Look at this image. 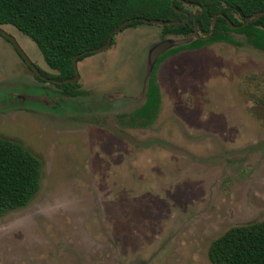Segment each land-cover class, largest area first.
I'll return each mask as SVG.
<instances>
[{"label":"rangeland","instance_id":"rangeland-1","mask_svg":"<svg viewBox=\"0 0 264 264\" xmlns=\"http://www.w3.org/2000/svg\"><path fill=\"white\" fill-rule=\"evenodd\" d=\"M1 26L56 73L31 38ZM229 35L236 43L160 62L153 118L136 115L152 51L188 37L154 23L117 32L77 63L83 93L68 98L0 36V137L42 162L37 194L0 216V264H212L229 227L264 220V51Z\"/></svg>","mask_w":264,"mask_h":264},{"label":"trees","instance_id":"trees-1","mask_svg":"<svg viewBox=\"0 0 264 264\" xmlns=\"http://www.w3.org/2000/svg\"><path fill=\"white\" fill-rule=\"evenodd\" d=\"M142 19L168 22L158 24L162 36L188 37L195 26L198 36L158 57L137 117L153 118L156 113L159 90L155 70L166 56L214 42L236 43L230 32L243 34L264 51V0H0V25H12L31 38L46 64L57 71L49 76L61 81L76 74V55L77 60L91 55L123 22L131 20L119 31L146 24ZM60 86L66 94L80 93L76 82ZM41 167L40 158L21 143L0 137V216L24 207L37 194ZM208 258L212 264H264V220L229 227L210 244Z\"/></svg>","mask_w":264,"mask_h":264},{"label":"water","instance_id":"water-1","mask_svg":"<svg viewBox=\"0 0 264 264\" xmlns=\"http://www.w3.org/2000/svg\"><path fill=\"white\" fill-rule=\"evenodd\" d=\"M197 14V12H196ZM260 15V13L256 14L254 17H251V18H247L245 20V22L243 24H246L250 21H252L253 19L257 18L258 16ZM216 18L217 16H214L213 17V21H212V26H211V29L214 30L215 28V23H216ZM131 20H126L125 22H123L119 27H117L113 32H111L107 42L105 44H103L102 46L94 49L93 52H98V51H103V50H106L107 48H109L110 44H111V40L114 36V34L116 32H118L119 30H121V28H123L126 24H128ZM143 22L145 23H155V24H166L168 22H165V21H159V20H148V19H142ZM231 27H233L232 24H229ZM0 34H3L5 37H7L8 39H10L14 45L16 46L17 50L19 51V53L21 54V56L24 58V60L26 61V63L35 71V73L39 76H42L39 69L37 68V66L29 59V57L26 55V53L23 51V49H21V47L18 45V43L16 42L14 36H12L11 34L7 33L3 28L2 26L0 25ZM198 36V31H197V28L195 26V30L193 32L192 35L188 36V40L185 42V43H181V44H178L177 46L179 45H182V44H186V43H189L190 41L193 40V38H196ZM168 42H162L161 44H159L153 51H152V54H151V58L153 60V63L155 65L158 57L163 54L165 51L169 50L171 48V46ZM176 47V46H175ZM173 48V47H172ZM77 58H78V55H76L74 58H73V65L74 67L76 68L77 67ZM154 67V66H153ZM79 79V75L76 74L74 77L72 78H68V79H65L64 81L65 82H69V83H74V82H77Z\"/></svg>","mask_w":264,"mask_h":264},{"label":"flooded vegetation","instance_id":"flooded-vegetation-1","mask_svg":"<svg viewBox=\"0 0 264 264\" xmlns=\"http://www.w3.org/2000/svg\"><path fill=\"white\" fill-rule=\"evenodd\" d=\"M0 36H2L6 41H8L11 45H12V47L14 48V50L16 51V53L18 54V56L20 57V59L25 63V65L27 66V68L29 69V70H31L32 72H33V74L37 77V79L39 80V81H41V82H50V83H52V84H54L59 90H60V94L61 95H63V96H65V97H68V98H74V97H77V96H80L83 92L79 89V85L77 86V90L80 92V93H78V94H75V95H69V94H66L64 91H63V88L60 86L61 84H62V82H65L64 80L63 81H61V80H57V79H55V78H53V77H50L49 75H52V73H47V72H45L44 70H42V68H40V66H38V64H36L35 62H33L30 58V60L37 66V68L39 69V71H40V73H41V75L42 76H39V75H37L36 73H35V71L26 63V61L24 60V58L21 56V54L19 53V51L17 50V48H16V46L14 45V43L10 40V39H8L7 37H5L3 34H0ZM15 38V37H14ZM15 40H16V38H15ZM16 42H17V40H16ZM18 43V42H17ZM113 44V43H112ZM112 44H110V46L112 45ZM18 45H19V43H18ZM20 46V45H19ZM109 46V47H110ZM21 47V46H20ZM22 49V48H21ZM108 49V48H107ZM24 51V50H23ZM104 51V50H103ZM98 52H101V51H98ZM95 53H97V52H94V53H92L91 55H94ZM27 55V54H26ZM91 55H88V56H86V57H89V56H91ZM86 57H84V58H86ZM83 58V59H84ZM83 59H81V60H83ZM81 60H77V63L79 62V61H81ZM56 71V70H55ZM46 73V74H45ZM53 74H57V71H56V73H53ZM76 74H78L79 75V73H78V69H77V67H76ZM75 74V75H76ZM74 75V76H75ZM73 76V77H74ZM80 77V76H79ZM68 79V78H67ZM79 80V79H78ZM69 83V82H68ZM77 84H78V81L76 82Z\"/></svg>","mask_w":264,"mask_h":264}]
</instances>
